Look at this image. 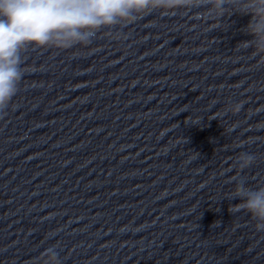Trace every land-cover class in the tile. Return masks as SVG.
<instances>
[{"label": "clouds", "instance_id": "obj_1", "mask_svg": "<svg viewBox=\"0 0 264 264\" xmlns=\"http://www.w3.org/2000/svg\"><path fill=\"white\" fill-rule=\"evenodd\" d=\"M156 11L164 15L198 13L217 20L226 15L248 16L244 31L250 38L237 46L252 49L253 58L264 62V0H0V118L7 115L24 77L23 49L88 48L98 33L132 25ZM241 106L236 104L235 110ZM255 159L254 154L242 152L237 163L243 170ZM231 199L238 203L230 205L229 212H244L255 222V229L264 232V185L253 187L239 178ZM41 253L48 264H59L55 248Z\"/></svg>", "mask_w": 264, "mask_h": 264}]
</instances>
